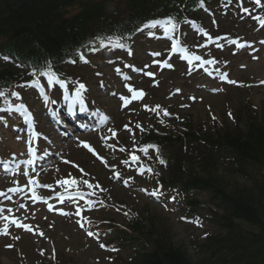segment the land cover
Segmentation results:
<instances>
[{
  "label": "rangeland",
  "instance_id": "374dc122",
  "mask_svg": "<svg viewBox=\"0 0 264 264\" xmlns=\"http://www.w3.org/2000/svg\"><path fill=\"white\" fill-rule=\"evenodd\" d=\"M252 4L254 15L252 13L249 18L236 8L232 10L234 13L226 11L222 14V5L204 13L210 32L218 29L214 31L226 38L227 42L220 45L219 51L210 50L211 56L206 58L202 68L197 67L199 63L194 57L203 54V51L198 53L203 39L197 40L193 56L190 51L188 60L184 56L171 54L170 47L165 50L163 36L168 35L169 30L161 32L149 29L139 34L133 47L134 55L118 56L115 55L118 54L116 50L110 56L94 57L90 64L70 69L71 76L86 75L84 82L80 83L85 88L76 90L74 98H79L77 94L80 93L82 98L88 100L87 105L110 118L101 134H78L80 138L75 144L71 141L65 142L63 146L60 142L63 137H54L57 154L46 159L52 162V166L39 160L35 170L30 168L27 176L0 182V192L6 194L0 196V207L12 208L11 214L7 211L4 214L11 215L21 224V227H16L15 224L0 220V264H119L120 259L125 261L134 257L133 249L115 248L118 244L111 242L114 233L110 227L116 225L115 229H121V226L129 225V219L137 216L143 218L146 212L159 219L166 229L169 227L174 241L185 246L193 259L200 258V251L196 247L201 244L208 227L196 226L195 220L184 219L181 208L175 203L150 196L148 193L152 191L149 187L155 186L132 185L131 180L140 168L133 156L137 158L144 154L140 144L148 134L146 129H155L158 133L167 130L175 136L181 135L184 131L181 120L186 116L192 118L193 126H214L228 133L236 129L246 130L245 121H238L244 108L253 110L257 118L264 120V26L255 19L264 18L260 12L264 0H260L259 4L254 0ZM216 21L219 25L216 23L214 26ZM90 65L94 66V70L90 69ZM132 65L134 67L131 68ZM133 68L138 73L132 74ZM203 70L208 73H203ZM89 71L95 73L90 74ZM120 74L131 75L129 80H123ZM221 77L232 80L235 85L227 86L222 83ZM87 78L88 82L85 83ZM40 80L47 89L51 88L47 80ZM127 85H131L134 92L142 90L145 95L133 98V92L128 91ZM28 87L30 85L24 84L16 92H21L23 102L30 103L31 109L36 111L38 125L41 126V122L47 121V118L37 108L36 96L32 93L28 95ZM122 96L129 100L127 105L121 99ZM165 111L169 115H164ZM9 120L6 126L0 123V155L9 158L13 156L12 153L22 151L20 155L29 159L28 144L25 141L22 145L24 136L8 123ZM87 140L93 145L94 152L83 149L81 143ZM185 152L188 162L195 153L188 156L191 151ZM99 156L104 157L102 162L97 159ZM219 172L225 173L223 170ZM115 173H119V178L115 177ZM60 178L75 179L76 183L64 187L60 184ZM30 180L35 183H29ZM84 180L93 187L88 188ZM233 180L244 184L246 179ZM59 184L61 188L70 187L73 192L84 193L83 198L79 196L76 200L78 203L73 202L69 211L67 204L52 207L51 212L55 210V214L57 210L72 213L67 218H54L46 212L42 203L29 198L30 192H36L44 198ZM97 184L100 188L96 187ZM10 188L21 189L19 193H12L8 191ZM56 191L62 190L57 187ZM198 198L207 200L209 197L201 194ZM77 208L80 209L79 215L75 214ZM5 223H8L7 235L2 234ZM80 223L83 226L79 227ZM88 232L98 235L87 237ZM101 244L105 247L101 248ZM140 246L138 242L133 248ZM57 255L59 258L54 262Z\"/></svg>",
  "mask_w": 264,
  "mask_h": 264
},
{
  "label": "trees",
  "instance_id": "16d2710c",
  "mask_svg": "<svg viewBox=\"0 0 264 264\" xmlns=\"http://www.w3.org/2000/svg\"><path fill=\"white\" fill-rule=\"evenodd\" d=\"M199 1L212 2L0 0V57L19 63L18 67L0 64V89L11 88L26 77H39L43 71H61L64 63L92 44L97 35L115 31L132 35L149 16L177 14L184 7L190 14ZM119 4L123 5L120 9L116 8ZM76 7L80 12L73 14ZM239 116L246 130L228 133L186 125L184 135L176 139L169 135L159 139L149 133L150 143L172 150L184 144L191 151L188 156L195 153L188 163L178 153L165 154L171 180L165 183L180 185L187 214L204 222L209 230L196 247L200 258L193 259L159 219L137 216L112 240L133 249L134 257L120 259L119 264H264V120L247 108ZM222 170L225 173L220 174ZM233 179L246 180L241 184ZM204 193L208 200L199 201L198 195ZM138 242L141 246L133 248Z\"/></svg>",
  "mask_w": 264,
  "mask_h": 264
},
{
  "label": "snow or ice",
  "instance_id": "6c2138e0",
  "mask_svg": "<svg viewBox=\"0 0 264 264\" xmlns=\"http://www.w3.org/2000/svg\"><path fill=\"white\" fill-rule=\"evenodd\" d=\"M256 3L259 4L260 3V0H256ZM255 19H257L260 22L261 26H264V18L256 17ZM161 23H163L165 25L164 30L165 31H168L167 25H171L172 24V19L169 18L167 21H163V22H161V21H154L151 24L145 25V27H147V28H156L158 26V24H161ZM173 47L175 48L176 45L174 44ZM155 55H159V53H155ZM194 58L196 60H199L200 59V57H198V56L197 57H194ZM85 62H87V61H85ZM208 63H211V61H208ZM146 74L149 75V76H152L153 75V73H146ZM39 75L44 76V77L47 78V85H52V84L56 83V84H59L60 87H62V88L65 86L64 83L61 80L56 79L55 73H50L48 71H43V72H40ZM223 78L226 79V77H223ZM230 82L231 83H234L232 81H230ZM33 85H35L37 87H43V85H40L38 81H33ZM126 87L128 88V91L129 92H133V98H136V97L142 98L145 95V93L142 90L139 91V92H134L133 87L131 85H127ZM79 88L80 89H84L85 86L83 84H80L79 85ZM214 91H216V90L214 89ZM121 99L124 100L125 105H127L129 103V100L126 99L125 97L122 96ZM156 107L159 108V105H157ZM164 115L167 116V115H169V113L167 111H165L164 112ZM106 120H107V117L104 118V121L105 122H106ZM161 123H163V121H161ZM137 127L139 128L140 126L137 125ZM109 131H111V129H109ZM35 135L39 136V135H42V134L35 133ZM113 135H115L114 132H113ZM84 146L85 147H88L89 148V151H93L92 148L89 145L84 144ZM28 151H29L30 154H32L33 156H35V150L34 149L29 148ZM40 151H43V149H41ZM141 151H143L147 155L148 148L147 147L142 148ZM133 159L135 160L136 157L133 156ZM160 163L163 164L164 161L163 160H160ZM24 164L27 165V166H32L34 164V160H32V159L25 160L24 161ZM33 170H35V169H33ZM81 171H83V170L81 169ZM149 171H151V169H149ZM23 174L25 176L28 175L27 171H25ZM115 177L116 178H119V173H115ZM83 182L85 184H87L88 188H92L93 187V185L92 184H89L87 180H84ZM29 183H35V181L30 180ZM63 183L67 184V183H69V181L65 180V181H63ZM71 183L72 184H75L76 183V180L75 179H72L71 180ZM125 183H127V181H125ZM40 186L41 187H44V188H49L50 187V185H40ZM96 187L97 188H100V186L98 184L96 185ZM101 190H103V189H101ZM8 191L9 192H12V193H15L17 191V189L16 188H10ZM142 191H144V189H142ZM148 194L150 196L156 197L157 199H159V197L161 195V193L159 192V189H157L155 191H152V192H150ZM5 195L6 194L4 192H0V196H5ZM78 195L80 196V198H83L84 197V193H79ZM33 198L34 199H38V197H36L35 194H33ZM8 199H11V197H8ZM173 199H175V197H173ZM45 203H47L46 200H45ZM20 207L23 208L24 207L23 204H21ZM49 210L51 211V207H49ZM5 211H7V213L11 214L13 212V209L12 208L5 209L3 207H0V220H3V221H6V222H10L12 224H15L16 227H21V224H20L19 220L13 219L11 217V215H5L4 214ZM79 212H80V209L77 208L75 214L76 215H79ZM61 214L62 215H72V213L64 212L63 210H61ZM77 223H79V221H77ZM81 226H83V225H81ZM24 227L27 228L26 225H24ZM2 234H5V235L8 234V223H5L4 224ZM88 235L89 236H94V235H98V234H95V233H92V232H88ZM100 247L101 248H104L105 245L101 244Z\"/></svg>",
  "mask_w": 264,
  "mask_h": 264
}]
</instances>
